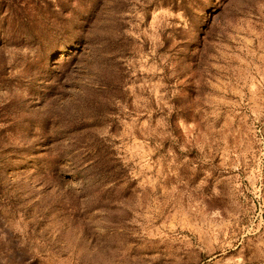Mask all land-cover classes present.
<instances>
[{
  "label": "rangeland",
  "instance_id": "1",
  "mask_svg": "<svg viewBox=\"0 0 264 264\" xmlns=\"http://www.w3.org/2000/svg\"><path fill=\"white\" fill-rule=\"evenodd\" d=\"M0 264H264V0H0Z\"/></svg>",
  "mask_w": 264,
  "mask_h": 264
}]
</instances>
